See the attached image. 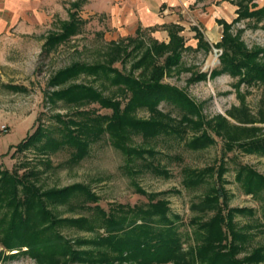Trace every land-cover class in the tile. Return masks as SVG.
I'll list each match as a JSON object with an SVG mask.
<instances>
[{
    "label": "trees",
    "instance_id": "obj_1",
    "mask_svg": "<svg viewBox=\"0 0 264 264\" xmlns=\"http://www.w3.org/2000/svg\"><path fill=\"white\" fill-rule=\"evenodd\" d=\"M84 2L66 3L67 20L60 23L57 31L47 33L41 54L51 53L81 32L85 21L78 17L77 11ZM230 3L235 6L232 21H215L221 27V36L212 47L220 50V55L218 66L209 72L208 78L226 75L235 81V88L264 85V49H248L239 35L230 32L240 21L264 22V7L257 8L253 0H232ZM190 31L194 33L195 50L208 52L209 45L202 33L196 27H191ZM166 32V44L146 40L136 31L132 38L111 42L104 54L105 62L91 65L73 62L58 70L49 78L47 88L60 87L83 75L116 87L122 98L104 97L86 84H72L51 91L46 95L50 97L47 98L49 102L62 101L76 108L96 104L110 113L90 116L86 111H79L75 113L78 120L65 121L56 115L60 124L59 137L55 139L38 125L10 149L19 154L32 150L43 156L68 149L67 162L77 164L88 155L90 145L106 135L110 146L125 157L123 168L128 177L148 172L164 180L170 178V173L156 161L158 153L150 147L132 146L133 137L142 142L159 137L176 139L190 151L211 147L215 144L214 138H218L222 141L223 153L235 150L264 157V135L258 136L259 128L254 126L264 123V113L260 111L258 118H254L243 98H239V106L226 111V118L217 115L206 119L201 106L184 91L162 82L164 76L179 67L181 55L187 49L179 35L180 27L170 25ZM129 58L132 62L127 73L112 67L117 62L124 64ZM206 77V73L196 72L186 83H198ZM1 87L13 93L27 92L20 85L2 84ZM161 103L175 110L177 118L160 111ZM138 111H144L147 117L138 118ZM226 161L220 158L201 169H180L183 189L194 190L208 184L198 201L188 207L196 215L187 223L191 228L187 240L191 243L185 247L177 232L176 223L180 217L170 214L164 198L169 191L147 193L131 179L134 192L144 197L146 203L132 207L117 204L106 212L94 205L92 219L62 218L53 214L51 208L66 205L78 197L96 204L98 197L82 184L42 190L37 185L42 170L25 169L24 164L7 170L0 165V264L18 257H25L34 264H260L264 262V246L255 247L243 258H237L240 252L247 251L251 226L237 225L234 217H252L253 211L228 206L229 196L224 188L227 184L224 175L228 171ZM42 165L44 169L51 166L46 160ZM19 168L23 169L21 173ZM233 182L244 195L264 194V175L245 164L236 165ZM259 219L255 227L264 230V203L260 206ZM61 228L96 234L91 238L69 240L61 235ZM99 229L101 234L97 233Z\"/></svg>",
    "mask_w": 264,
    "mask_h": 264
},
{
    "label": "rangeland",
    "instance_id": "obj_2",
    "mask_svg": "<svg viewBox=\"0 0 264 264\" xmlns=\"http://www.w3.org/2000/svg\"><path fill=\"white\" fill-rule=\"evenodd\" d=\"M255 3L257 8L264 7V0H256ZM59 4L60 7L50 17V21L38 26L34 32L29 34L18 33L11 37V40H8L4 56H2L0 66V127H5V132L0 131V165L2 168L11 170L24 164L25 169L42 170L37 181V185L42 190L82 184L98 197L96 204L78 197L71 199L66 205L52 207V213L62 218L86 217L92 219L94 218V211L91 207L94 205L106 212L117 204L132 207L146 203L144 197L134 192L131 179L147 193L169 191V194L164 198L168 201L170 214L180 217L176 226L177 232L183 240V247H185L191 243L190 240H187V235L191 230L187 223L196 215L190 212L188 207L191 203L198 201L208 184L194 190L183 189L180 184V169L183 167L201 169L213 165L222 158L227 160L225 164L228 171L224 175L227 184L224 188L229 196L228 206L253 211L252 217L243 215L234 217L237 225L251 226V229L248 230L251 238L248 242L247 251L240 252L237 258H243L255 247L264 246V230L255 227L260 222V206L264 203V194L258 197L244 195L233 182L237 164L250 166L259 174L264 175V157L254 154L245 155L235 150L223 153L222 141L218 138H214L215 144L211 147L199 151H190L185 149L176 139L159 137L155 140L142 142L140 138L133 137L130 143L132 146L150 147L158 153L156 161L160 162L170 173V178L167 180L156 178L148 172H142L132 178L128 177L123 168L126 164L125 157L110 146L106 135H102L98 142L91 144L88 155L77 164L67 162L69 159L68 149H60L45 156L32 150L19 154L14 153L13 148L10 149V146H14L26 135L32 133L38 125L55 139L59 137L57 129L60 124L55 119L56 115L65 121L68 119L78 120L79 117L75 113L79 111H86L90 116L109 115L110 113L109 110L100 109L96 104L76 108L72 105H66L62 101L49 102L47 98L50 99V97L46 98V95L51 91L72 84H86L94 87L104 97L117 100L122 98L116 87L110 86L102 80L93 81L90 77L83 75L67 81L60 87L47 88L49 78L58 70L73 62L89 65L103 63L106 59L104 54L108 51L109 44L129 36L128 33L122 32L120 28L123 27L111 26L110 17L104 14H92L86 8L80 7L77 15L85 21L81 32L60 44L51 53L43 55L41 49L47 33L57 31L60 23L67 20V7ZM192 8L189 10L192 11ZM198 13L199 16L189 12L179 15V21L182 22L180 24L184 29L179 35L182 36L187 49L181 55L179 67L164 76L162 82L184 91L191 100L201 106L202 115L206 119H212L217 115L225 117V112L231 107L239 106V98H243L244 105L250 115L258 118L260 111L264 113V85L257 84L251 87L240 85L235 88V81L226 75H220L214 79L208 78L209 72L218 66V59L212 51L214 49L212 46L217 42L210 38L207 31H204L201 21L203 24L208 21L213 29L221 35V28L214 23V20L224 19L230 23L235 17L233 12L229 10L227 15V11L214 10V13L210 14L202 9ZM189 27H196L202 32L204 39L208 45L210 44L208 52L195 50L196 42L192 39L193 34L188 31ZM230 32L233 35H239L240 41L248 49L255 47L264 49V22L255 24L252 20L240 21L231 27ZM141 37L146 40L152 38L161 41L162 39L158 37V34L147 31L142 32ZM161 37L165 39V34H161ZM131 62L132 59L129 58L124 64L117 62L112 67L122 73H127ZM196 72L206 73V79L188 85L186 80ZM2 84L20 85L25 87L27 92L13 93L2 88ZM158 108L163 113H168L171 117L177 118V112L170 106L161 103ZM136 116L146 118L147 114L144 111H138ZM227 120L229 119L227 118ZM229 122L235 124L231 120ZM254 126L259 128L258 136L264 135V123ZM45 160L51 165L48 169H44L42 165ZM22 171L23 169L19 168V173ZM59 231L63 237L69 240L91 238L96 234L77 231L72 228H61ZM101 232L102 230L99 229L97 233L101 234ZM1 264L34 263L25 257H18ZM260 264H264V262Z\"/></svg>",
    "mask_w": 264,
    "mask_h": 264
},
{
    "label": "crops",
    "instance_id": "obj_3",
    "mask_svg": "<svg viewBox=\"0 0 264 264\" xmlns=\"http://www.w3.org/2000/svg\"><path fill=\"white\" fill-rule=\"evenodd\" d=\"M74 1L77 0H0V66L8 40H11V37L18 33L29 34L34 32L38 26L45 24L46 21H50V17H52L60 7L59 3L67 7L66 3ZM83 1L85 2L80 7L86 8V10L90 11L92 14H104L110 17L109 21L111 26L118 25L123 27L120 28L122 32L129 34V36L124 37V39L134 37L136 31H140L141 33L147 31L156 35L158 34V37L162 38L161 41L160 39L159 41H157V39L153 40L164 44L168 41L166 32L168 26H178L181 28V31H184L182 28L183 26L180 24L182 22L179 21V15L185 12L199 16L200 14L198 12H201L202 9L210 14L212 12L214 13V10L220 12L227 11V15L229 10H231L233 14L235 11V6L230 3L232 0ZM255 1L256 0H253V3H255ZM190 8H192V11L189 10ZM216 20L219 19H215L214 23H216ZM220 20L228 23L224 19ZM201 25L204 31L210 34L212 40L215 42L219 41L221 35H219L217 30L213 29L208 21L204 24L203 21H201ZM218 27L220 26L218 25ZM190 28L191 27L188 28V31L194 34L190 31ZM161 34H165V39L161 37ZM204 41L206 40L204 39Z\"/></svg>",
    "mask_w": 264,
    "mask_h": 264
},
{
    "label": "built area",
    "instance_id": "obj_4",
    "mask_svg": "<svg viewBox=\"0 0 264 264\" xmlns=\"http://www.w3.org/2000/svg\"><path fill=\"white\" fill-rule=\"evenodd\" d=\"M212 51H213V55L215 57H218L220 55V50H218V49H212ZM0 131L1 132H5V127L4 126H1L0 127Z\"/></svg>",
    "mask_w": 264,
    "mask_h": 264
}]
</instances>
